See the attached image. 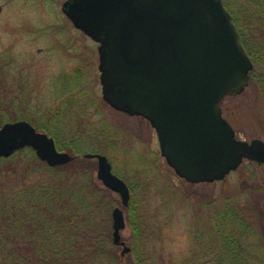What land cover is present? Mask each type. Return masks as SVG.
Listing matches in <instances>:
<instances>
[{
	"label": "rangeland",
	"instance_id": "rangeland-1",
	"mask_svg": "<svg viewBox=\"0 0 264 264\" xmlns=\"http://www.w3.org/2000/svg\"><path fill=\"white\" fill-rule=\"evenodd\" d=\"M65 1L0 0V100L12 101L11 112H17L19 120L31 118L49 126L62 143L73 141L89 149L67 151L74 160L82 162L85 153L106 155L131 192L122 240L132 246L134 209L145 228L151 263L188 264L196 252L202 263L219 253L220 213L228 210L230 216L233 208L246 217L248 226L241 242L236 241L241 261L236 263L264 264V164L246 160L224 180L212 183L192 184L180 178L162 156L151 123L104 101L99 44L74 27L62 11ZM226 1L239 25L248 23L252 42L264 49V10L246 11L253 0ZM256 75L244 93L222 103L223 116L237 138L248 142L264 141V64ZM16 158L12 164L24 163L21 156ZM93 163L94 181L106 189L97 179V160ZM110 196L114 208H123L117 194ZM114 246L121 256L123 248ZM122 264H132L130 253Z\"/></svg>",
	"mask_w": 264,
	"mask_h": 264
},
{
	"label": "water",
	"instance_id": "water-1",
	"mask_svg": "<svg viewBox=\"0 0 264 264\" xmlns=\"http://www.w3.org/2000/svg\"><path fill=\"white\" fill-rule=\"evenodd\" d=\"M63 13L99 44L103 99L112 108L147 119L156 130L162 156L192 184L224 180L245 160L264 164V141L240 140L224 118L222 103L244 93L254 64L223 0H66ZM31 148L51 167L74 157L28 121L0 129V157ZM97 178L128 207L131 192L103 154ZM264 206V205H263ZM113 243L121 256V207L112 211Z\"/></svg>",
	"mask_w": 264,
	"mask_h": 264
},
{
	"label": "trees",
	"instance_id": "trees-1",
	"mask_svg": "<svg viewBox=\"0 0 264 264\" xmlns=\"http://www.w3.org/2000/svg\"><path fill=\"white\" fill-rule=\"evenodd\" d=\"M224 1L239 30L242 44L254 63L251 78H256L258 67L264 64V49L252 42L248 23L239 25L238 16ZM257 1H248L245 10L261 13L264 0L262 3ZM4 100H0L4 103L0 104V129L7 122L21 119L17 112H11L12 101ZM24 119L39 131L53 136L64 151L79 153L82 150L73 141L62 143L49 126L32 122L31 118ZM16 155L22 157L23 164H12L17 159ZM93 161L84 158L82 162L74 160L68 165L53 168L39 160L29 148L10 158H0V264L123 263L124 257L116 255L112 239L111 211L115 204L110 198L111 191L100 189V183L94 181ZM230 209V216H226L228 210L220 213V227L218 225L216 231V238L219 244L221 241L223 249L202 263L196 252L188 264L239 263H236V260L240 261L235 252L239 245L236 241L241 242L248 226L241 212ZM131 212L134 218H130L134 231L130 253L132 264H153L150 262L152 254L147 252L143 238V222L134 209Z\"/></svg>",
	"mask_w": 264,
	"mask_h": 264
}]
</instances>
